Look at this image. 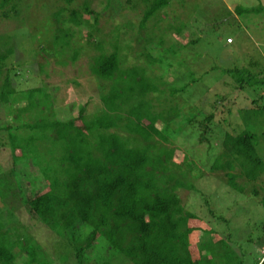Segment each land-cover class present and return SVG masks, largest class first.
<instances>
[{"label":"trees","instance_id":"trees-1","mask_svg":"<svg viewBox=\"0 0 264 264\" xmlns=\"http://www.w3.org/2000/svg\"><path fill=\"white\" fill-rule=\"evenodd\" d=\"M72 1L65 0L66 5L72 4ZM141 2L146 5L140 21V30H143L153 16L168 6V2ZM10 4L11 0H0V11ZM66 12L67 17L64 18L62 13ZM233 12L241 16L264 12V9L261 6L252 9L236 6ZM86 16L92 17V24L85 25ZM98 20V15L86 3L77 10L61 9L49 16L47 24L50 25L51 21L55 29L48 47L43 48L40 43L37 48L45 54V58H53L64 64L60 60L65 56L62 48H68V40L74 37L75 30L79 28L96 33ZM225 23L230 22L226 20ZM219 24H214V27L218 28ZM127 26L123 24L122 27ZM170 26L179 36L175 41L166 40ZM183 27L172 20L167 22L159 36H145L144 39L139 31L136 37L139 51L134 52V48L131 52L144 58L145 66L130 65L126 63V56L119 55L117 39L122 31L121 26L115 28L112 35L115 42L111 45L113 51L107 54L97 47L100 53L90 66L92 76L101 82L98 98L101 110L87 119L85 105L79 107L75 118L62 119L54 108L52 93L55 89L52 93L47 89H34L25 96L17 95L12 88L15 71L11 72L9 68L3 71L14 50L7 45L5 38L0 40V49L3 48L0 52V105L5 109L11 108L14 113L10 118L13 125H0V160L8 158L11 177L16 176L19 160H24V167H28L31 174L40 177L39 187L33 192L22 178H16L17 195L27 208L29 217L51 231L56 230V235L77 234L70 236L75 240H67L66 243L71 248L69 259L66 258L69 264H112L117 258L129 264H245L242 247L247 244L258 253L262 252L256 264H264V198L259 201L263 210L257 213L249 227V234H244L237 240L239 243H234L235 248L237 246L241 251L239 254L229 244L231 236L236 237L230 228L226 235L219 233L222 239L217 242L210 238L213 231L202 232L203 250L197 255L193 254L195 249L191 247L189 239L199 229L190 228L188 223L197 222L198 218L184 211L176 194L179 188L193 190V186L182 181L185 174L180 172L178 175L173 171H179L184 161L173 164L171 157L174 149L166 146H170L168 143L177 137H174L176 130L192 124L196 111L190 110L185 121L177 123L183 107L176 106L175 97L171 96L167 107L163 102L166 87V83L162 82L163 77L152 79L148 75L153 67H163L165 51L175 50L179 45L185 48L188 45L196 46L200 42L197 37L194 41L180 40ZM189 34L194 35L193 31ZM97 36L87 34L86 43L92 44ZM72 54L70 60L74 61L78 51L73 50ZM38 69L42 70L43 65L39 64ZM226 73L233 77L238 89L247 88L253 92L259 90L258 86L264 88V72L229 69ZM36 93L39 95L37 99ZM225 100L220 96L213 106L218 102L225 103ZM251 103L255 104L256 101ZM158 107L160 110H157ZM200 111L197 110L202 115ZM127 114L136 117L138 130L126 123ZM23 117L28 120L22 121ZM215 119L211 111L197 123V144L206 145L207 160L211 150L210 127L219 121ZM22 130L32 132V135L29 132L31 141L27 143L33 147L30 150L22 148V142H17ZM228 130L222 138L223 152L212 159L209 170L223 172L226 184L242 193L244 188L238 185L237 178L252 183L264 174L263 143L250 132ZM120 132L128 133V136H120ZM154 138L157 142L152 144ZM138 143L144 147L137 146ZM159 148L167 152L164 151V156H161L162 153L156 151L160 154L158 162L150 157V152ZM165 162H171L170 169L162 168ZM236 168L238 175L233 174ZM2 169L0 162V174ZM190 171L195 172V167L189 166ZM2 182L0 178V185ZM205 205L208 206L207 201ZM216 219L225 223L222 217ZM4 236L0 223V264H14L16 255L9 251L2 240ZM31 257L32 261H36L33 255Z\"/></svg>","mask_w":264,"mask_h":264},{"label":"rangeland","instance_id":"rangeland-1","mask_svg":"<svg viewBox=\"0 0 264 264\" xmlns=\"http://www.w3.org/2000/svg\"><path fill=\"white\" fill-rule=\"evenodd\" d=\"M167 2L168 6L162 8L145 24L144 29L140 30V21L146 8L141 0H73L69 6L66 5L65 0H11V4L0 11V40L5 38L7 45L12 46L14 50L7 59L3 71L5 72L6 68L11 69V72L15 71L12 88L17 95L25 96L34 89H47V92L52 93L55 89L52 93L55 99L54 108L62 119L75 118L82 105L86 106L87 119L101 110L98 99L101 82L92 76L90 66L100 53L97 47H101L107 54L113 51L111 45L115 42L112 39L115 28L121 26L122 31L117 39L120 47L119 55L126 56V63L130 65H144V58L138 57V53L131 52L134 48V52L139 51L136 38L139 31L143 33L141 38L144 39L145 36L153 38L161 34L167 22L175 20L178 25H183L180 40L194 41L197 37L200 42L196 46L188 45L185 48L179 45L175 50L165 51L163 67H153L151 74H148L152 79L163 77L162 82L166 83L163 102L167 107L170 96L175 97L176 106L183 107L177 123L184 122L190 110L196 111L192 124L176 130L174 137H177L172 143H168L170 146H166L174 149L171 157L173 164L178 165L184 161L179 171L177 169L173 171L178 175L180 172L185 174L182 181L193 186V190L179 188L176 194L184 211L198 218L197 222L188 223L190 228L199 229L191 234L189 239L191 247L195 249L194 255L203 250L202 232L213 231L214 234L210 238L217 242L222 239L219 233H227L230 231L228 228L236 234V237L231 236L229 244L239 254L241 251L237 246L235 248L234 243L244 234H249V227L253 224L257 213L263 210L259 201L264 198V174L252 183L237 178L238 185L244 188L243 192L239 193L226 184L223 172H211L209 168L212 159L223 152L222 138L228 129L229 132L242 130L254 134L256 139L263 143L264 150L262 137L264 88L258 86L259 90L253 92L247 88L238 89L233 77L226 73L229 69L250 73L264 72V12L241 16L233 12L236 6L246 9L261 6L264 9V0H167ZM84 3L98 15V32L88 33L79 28L75 30L74 37L68 40V48H62L65 56L60 60H63L64 64L53 58H45V54L37 46L41 43L43 48H47L51 41L55 24L51 21L50 25L47 24L49 16L61 9L77 10ZM62 15L66 18L67 12ZM226 20L230 23H225ZM84 22L85 25H90L93 19L86 16ZM218 22L219 27H214ZM123 24L128 26L122 27ZM168 30L166 40H177L179 36L176 31L171 26ZM192 31L195 36L189 34ZM87 34L98 35V38H95L92 44L91 42L87 44L88 39L85 38ZM227 38L233 39L232 44L226 42L229 46L225 44ZM2 50L3 48L0 52ZM73 50L78 51L74 61L70 60ZM39 64L43 65L42 70L38 69ZM220 96L226 99L225 103L218 102L214 107ZM38 97L36 93L35 99ZM254 100L256 103L252 104ZM198 109L201 110L202 115L197 112ZM157 110L160 108L158 107ZM211 111L215 115V120H219L214 122L220 126H216L213 122V126L210 127L211 133L208 135L211 150L208 155L210 158L207 160L206 145L197 144L199 133L197 123ZM12 113L11 108L5 109L0 105V125H13V121L10 120ZM26 120L28 118L23 117L22 121ZM127 122L130 128L138 130V122L134 115L127 114ZM29 132L22 130L20 136H17V142H22L24 145L22 148L28 150L33 148L32 145H27L31 141L30 133L32 135V132ZM122 132L119 133L120 136H128V133L122 134ZM156 142L157 139L154 138L151 143ZM33 145L37 147L36 143ZM161 145L165 147L164 144ZM137 146L144 147L140 143ZM163 148L151 151L150 157H154L159 162V153L164 156L163 153L167 152ZM2 159L0 160L3 167L0 174L3 181L0 185V223L5 234L2 240L7 244L9 251L16 255L14 264H69L66 258L69 259L68 253L71 248L66 246V243L67 240H75V237L70 238V236L77 234L58 236L56 230L51 231L30 218L27 208L17 195L15 182L16 178H22L33 192L39 187L37 184L40 183V177L34 176L28 167H24V160H19L16 176L11 177L8 158ZM170 163L161 164L162 168L170 169L172 166ZM189 166L195 167V172H189ZM233 174L238 175L239 170L236 168ZM205 201L208 202V206L205 205ZM219 217H222L225 223L216 219ZM215 244L218 246L217 243ZM242 250L245 252V264H256L260 259L259 253L262 254L248 244L243 246ZM32 255L36 261L31 260ZM112 264L129 263L117 258Z\"/></svg>","mask_w":264,"mask_h":264},{"label":"built area","instance_id":"built-area-1","mask_svg":"<svg viewBox=\"0 0 264 264\" xmlns=\"http://www.w3.org/2000/svg\"><path fill=\"white\" fill-rule=\"evenodd\" d=\"M227 43H229V44H230V43H232V41H231V40H229V39H227Z\"/></svg>","mask_w":264,"mask_h":264},{"label":"clouds","instance_id":"clouds-1","mask_svg":"<svg viewBox=\"0 0 264 264\" xmlns=\"http://www.w3.org/2000/svg\"><path fill=\"white\" fill-rule=\"evenodd\" d=\"M226 42H227V40H226ZM229 44V43H228ZM230 44H232V43H230Z\"/></svg>","mask_w":264,"mask_h":264}]
</instances>
